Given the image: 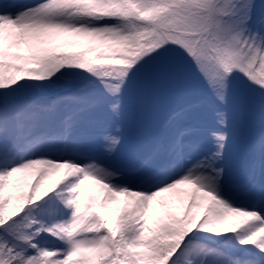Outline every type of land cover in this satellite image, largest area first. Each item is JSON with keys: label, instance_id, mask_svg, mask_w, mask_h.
<instances>
[{"label": "snow or ice", "instance_id": "1", "mask_svg": "<svg viewBox=\"0 0 264 264\" xmlns=\"http://www.w3.org/2000/svg\"><path fill=\"white\" fill-rule=\"evenodd\" d=\"M0 264H264V0H0Z\"/></svg>", "mask_w": 264, "mask_h": 264}, {"label": "rangeland", "instance_id": "2", "mask_svg": "<svg viewBox=\"0 0 264 264\" xmlns=\"http://www.w3.org/2000/svg\"><path fill=\"white\" fill-rule=\"evenodd\" d=\"M176 70L182 76L185 82V93L184 96L180 97L179 99H183L185 97L196 96L201 92V87L196 79L194 72L183 64H177ZM124 144L121 147L120 152L118 153V159H128L131 156V146L135 144L138 138V128L136 127L135 123H129L124 130ZM240 159V154L237 152L234 154V160L237 162ZM121 200L124 198L121 197Z\"/></svg>", "mask_w": 264, "mask_h": 264}]
</instances>
